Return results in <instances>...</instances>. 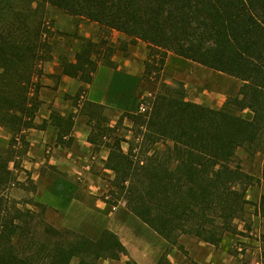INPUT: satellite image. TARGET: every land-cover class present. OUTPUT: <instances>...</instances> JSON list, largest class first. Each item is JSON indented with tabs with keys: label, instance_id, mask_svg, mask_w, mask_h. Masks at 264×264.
<instances>
[{
	"label": "trees",
	"instance_id": "obj_1",
	"mask_svg": "<svg viewBox=\"0 0 264 264\" xmlns=\"http://www.w3.org/2000/svg\"><path fill=\"white\" fill-rule=\"evenodd\" d=\"M49 6L105 33L100 42L83 38L74 60L60 57L63 75L87 85L100 66H114L109 31L125 35L129 44H148L151 57L161 55L159 72L172 53L242 82L238 94L216 110L188 101L182 83L169 85L158 75L154 80L161 89L149 100L151 109L125 115L133 122L129 152L116 138L107 163L117 174L119 200L169 242V251L184 250L183 236L219 247L226 234L238 232L254 180L236 164L237 154L264 138V0H0V126L12 136L6 148L0 147V264H71L75 259L102 264L128 255L109 230L92 241L48 224L45 205L9 196L11 189L23 188L11 165L20 169L25 133L46 127L35 119L42 105L43 65L54 57L44 28ZM146 68L149 78V63ZM83 108L95 120L98 138L112 132L105 126V107L88 101ZM245 111L252 117L245 118ZM50 120L63 142L74 116L55 111ZM91 141L96 144L94 137ZM20 143L22 151L16 147ZM168 252L159 264H170Z\"/></svg>",
	"mask_w": 264,
	"mask_h": 264
},
{
	"label": "crops",
	"instance_id": "obj_2",
	"mask_svg": "<svg viewBox=\"0 0 264 264\" xmlns=\"http://www.w3.org/2000/svg\"><path fill=\"white\" fill-rule=\"evenodd\" d=\"M126 38L128 45L122 55L110 44L115 49L114 66H100L91 85L63 75L57 57L44 65L39 92L42 105L35 124H46V127L25 133L26 153L21 158L20 169L15 172L23 187L21 191L29 199L47 207L46 220L55 228L71 230L92 241H98L104 231L109 230L128 252L121 262L159 264L169 251V242L130 212L125 201L112 207L108 201L99 198L103 178L108 177L111 182L117 178V174L107 168L110 146L116 138L123 139L122 148L127 153L133 141V136L130 137L132 130L125 138L120 137L122 125L133 128V122L125 113L134 110L132 114L136 115L139 104L157 95L161 89V82L145 78L147 63L151 59L148 44L140 41L132 45ZM175 58L182 59L169 54L164 69ZM184 87L186 90L187 86ZM83 90L87 92L80 95ZM186 93L188 101L202 104L191 100L187 90ZM88 101L105 107L104 116L108 120L105 126L112 129L106 137L98 138L95 120L83 108L84 102ZM55 111L62 117L74 116L73 130L61 143L58 142L59 129L50 120ZM91 137L96 139V144ZM13 168L14 164L11 165ZM94 198L96 202L91 204L88 199ZM176 252V248L170 249L169 262L174 261Z\"/></svg>",
	"mask_w": 264,
	"mask_h": 264
},
{
	"label": "rangeland",
	"instance_id": "obj_3",
	"mask_svg": "<svg viewBox=\"0 0 264 264\" xmlns=\"http://www.w3.org/2000/svg\"><path fill=\"white\" fill-rule=\"evenodd\" d=\"M44 23L46 36L49 35L48 38L53 45L54 57L58 59L61 56L74 59L75 54L82 47L83 38L100 42L102 36L105 35L97 24L86 19L69 16L50 6L46 9ZM106 37L121 55L126 52L124 51V46L128 41L126 36L116 31H109ZM159 61H161V55L158 53L149 59L148 69L151 71L149 77L154 80L159 75L161 82L166 81L169 85L174 82L183 83L187 86L186 90L191 100H197L202 103L201 105L211 109L224 107L231 97L238 94L242 86V82L234 77L179 58L172 60L166 69L163 68L164 71L159 72L157 70ZM133 111H127L128 113L125 114H129V112L132 114ZM242 115L245 118L251 117L249 111H245ZM120 129V137L125 138L133 128L122 125ZM133 135L131 132L130 137ZM11 138V134L0 126V147L6 148ZM23 146L24 144L20 143L16 147L22 151ZM235 162L254 179L247 191V212L244 218L237 221L238 232L227 234L217 248L206 245L196 238L183 236L179 239V244L184 247V250L175 247L177 249L176 256L173 262L170 261V264H264V182L261 180L264 166V138L258 145L240 149ZM13 170L15 172L18 169L13 168ZM15 175L17 176L16 172ZM111 181L108 177L103 178L104 185L99 192V198L108 201L112 206L115 201L123 202L124 200H119L122 196L115 188L114 182ZM20 187L11 189L9 196L24 204L25 201L29 200V197L24 195ZM88 200L91 204L96 202L95 198ZM31 208L38 214L41 212L39 208L29 206V209ZM46 214L44 218L47 222ZM71 264H79V260L75 259ZM102 264H126V262L106 260L102 261Z\"/></svg>",
	"mask_w": 264,
	"mask_h": 264
},
{
	"label": "built area",
	"instance_id": "obj_4",
	"mask_svg": "<svg viewBox=\"0 0 264 264\" xmlns=\"http://www.w3.org/2000/svg\"><path fill=\"white\" fill-rule=\"evenodd\" d=\"M151 99V97H149L148 99H145L139 107V112L140 113H147L150 109H151V102L149 101Z\"/></svg>",
	"mask_w": 264,
	"mask_h": 264
}]
</instances>
